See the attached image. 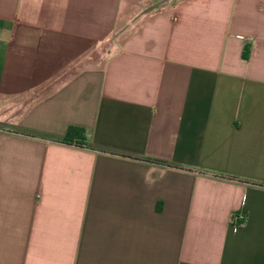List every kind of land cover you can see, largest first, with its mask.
Returning a JSON list of instances; mask_svg holds the SVG:
<instances>
[{"label": "crops", "instance_id": "0c3cea01", "mask_svg": "<svg viewBox=\"0 0 264 264\" xmlns=\"http://www.w3.org/2000/svg\"><path fill=\"white\" fill-rule=\"evenodd\" d=\"M0 264H264V0H0Z\"/></svg>", "mask_w": 264, "mask_h": 264}, {"label": "trees", "instance_id": "16d2710c", "mask_svg": "<svg viewBox=\"0 0 264 264\" xmlns=\"http://www.w3.org/2000/svg\"><path fill=\"white\" fill-rule=\"evenodd\" d=\"M248 55H249V47H248V45H245V49H244V51H243V56H244V57H247ZM83 131H84V129L81 128V127L71 126V127L69 128L68 133L71 134V135H73V134L82 135V134H83ZM69 139H70V138H69ZM239 216H240V213H237V212H236V213L233 215V221L238 220Z\"/></svg>", "mask_w": 264, "mask_h": 264}, {"label": "built area", "instance_id": "2783aa9c", "mask_svg": "<svg viewBox=\"0 0 264 264\" xmlns=\"http://www.w3.org/2000/svg\"><path fill=\"white\" fill-rule=\"evenodd\" d=\"M172 0H169V2H171ZM72 144L74 145H80V146H84V147H89V145L86 143V142H82V141H79L78 139H73L71 141Z\"/></svg>", "mask_w": 264, "mask_h": 264}, {"label": "rangeland", "instance_id": "374dc122", "mask_svg": "<svg viewBox=\"0 0 264 264\" xmlns=\"http://www.w3.org/2000/svg\"><path fill=\"white\" fill-rule=\"evenodd\" d=\"M163 1V0H162ZM174 0H172V2H173ZM166 2H169V0H166Z\"/></svg>", "mask_w": 264, "mask_h": 264}]
</instances>
